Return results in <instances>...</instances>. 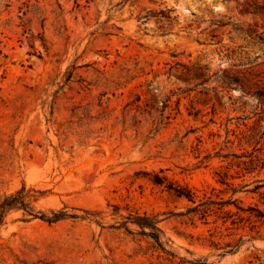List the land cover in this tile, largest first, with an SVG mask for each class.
I'll return each mask as SVG.
<instances>
[{
    "label": "rangeland",
    "instance_id": "374dc122",
    "mask_svg": "<svg viewBox=\"0 0 264 264\" xmlns=\"http://www.w3.org/2000/svg\"><path fill=\"white\" fill-rule=\"evenodd\" d=\"M256 1L0 0V202L26 185L36 211L88 216L12 210L0 264H264L262 221L193 223L150 181L264 211ZM131 213L157 216L175 257L121 227Z\"/></svg>",
    "mask_w": 264,
    "mask_h": 264
},
{
    "label": "trees",
    "instance_id": "16d2710c",
    "mask_svg": "<svg viewBox=\"0 0 264 264\" xmlns=\"http://www.w3.org/2000/svg\"><path fill=\"white\" fill-rule=\"evenodd\" d=\"M254 6L257 12H264V0L260 3V0L254 2ZM43 43L46 47V40L43 39ZM69 77H72V74H69ZM232 83V82H231ZM86 116L89 115V112H86ZM60 133L66 134L67 131L64 130L63 125L60 126ZM150 181L154 185L164 186L170 191H174L178 198H185L191 202L185 212L180 215L188 217L193 223L197 220H202L205 224H210V217L215 216L216 219L222 220L224 224H227L229 221L235 227L239 226L240 223L248 222L252 225V230L257 228L256 223L262 221L264 223V211L249 206L247 208L239 204L238 199L229 198H214L213 196H204V198L198 200L196 192L189 186H180L175 185L170 182L168 178L160 173H153ZM224 181V180H223ZM258 188V187H257ZM233 194L237 193L238 188H232ZM43 192H40L35 189H28L26 185L17 190L16 192L6 195L3 200L0 202V228L5 223L7 215L12 210H24L26 215L32 216L34 218H40L41 220L53 223L67 218H79V217H88V216H78L77 214H69L66 211H55L51 210L50 214L43 213L41 211H36L34 202L38 201L40 195ZM231 206H235L237 211L230 209ZM248 213V214H246ZM87 215H90V212L86 211ZM135 224L140 228L139 234L152 240L154 246L157 249L162 250L163 252L175 257L174 253L167 249L166 241L163 239L164 231L160 226V220L157 216L148 215V214H139L131 213L129 216L124 217V221L121 222L120 226L125 227V229L131 232L129 224ZM260 233V231H257ZM259 237L261 235L259 234ZM244 241L243 236L239 240V244L234 246L231 251L237 250L240 244ZM231 245V243L229 244ZM194 264H208L206 262Z\"/></svg>",
    "mask_w": 264,
    "mask_h": 264
}]
</instances>
